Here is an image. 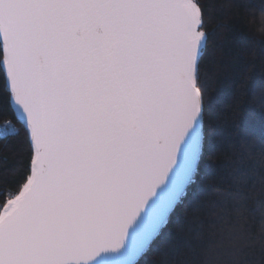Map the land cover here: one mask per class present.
I'll return each instance as SVG.
<instances>
[{
	"label": "snow or ice",
	"instance_id": "obj_1",
	"mask_svg": "<svg viewBox=\"0 0 264 264\" xmlns=\"http://www.w3.org/2000/svg\"><path fill=\"white\" fill-rule=\"evenodd\" d=\"M219 2L0 0V264H149L223 148L264 153V85L221 119ZM253 178L230 174L197 264H264Z\"/></svg>",
	"mask_w": 264,
	"mask_h": 264
},
{
	"label": "trees",
	"instance_id": "obj_2",
	"mask_svg": "<svg viewBox=\"0 0 264 264\" xmlns=\"http://www.w3.org/2000/svg\"><path fill=\"white\" fill-rule=\"evenodd\" d=\"M249 4H260V0H220L214 13L213 25L220 34L218 77L221 84L235 81V92L221 119L229 130L238 122L241 109H249L251 98L264 85V13L258 7ZM242 55L234 58L232 52ZM8 155L9 164L15 163L16 153L11 147L3 150ZM217 174L210 177L206 189L200 197L199 206L190 207L179 214V222L173 229L171 241L161 251H155L147 257L149 264H197L195 255L200 241L207 234L209 226L219 219L228 196L230 174L239 179L240 172L264 170V153L257 144L242 148L239 142L222 149L213 160ZM245 191L250 192L247 208L253 213L249 222L255 225L264 223V210L258 202L264 201V189L259 179L248 181Z\"/></svg>",
	"mask_w": 264,
	"mask_h": 264
}]
</instances>
